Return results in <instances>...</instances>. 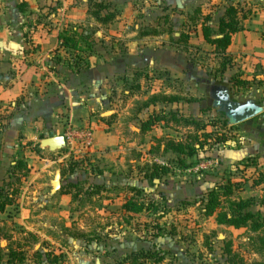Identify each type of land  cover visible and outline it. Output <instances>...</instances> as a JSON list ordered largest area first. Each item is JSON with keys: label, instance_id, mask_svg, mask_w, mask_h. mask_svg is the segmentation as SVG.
<instances>
[{"label": "crops", "instance_id": "crops-1", "mask_svg": "<svg viewBox=\"0 0 264 264\" xmlns=\"http://www.w3.org/2000/svg\"><path fill=\"white\" fill-rule=\"evenodd\" d=\"M92 1L96 0H0V109L9 103L14 112L12 119L1 120L0 169L4 164L7 167L12 164L20 130L24 131L26 140L31 141L36 135L25 131L32 127L44 129L46 134L60 128L61 123L65 127H92L93 147L87 152H75L72 157L88 156L82 160L90 158L89 167L96 169L93 174L104 178L98 184L108 189H119L117 179L121 175L119 165L122 166L123 147L132 151L134 146L147 142L146 136L152 130L159 128L163 132L179 126L168 122L166 127L164 122H160L142 133L141 122L149 115L161 112L172 111L177 116L183 115L177 109L180 104L193 103L185 100L173 103L155 101L149 106H142L151 95L164 93L184 97L175 92V84L182 78L186 60L181 57L180 47L169 41L170 33L178 35L174 29L182 12L193 24L191 27L196 40L214 57V62L206 65L208 72L212 73L207 79L227 85L231 94L238 93L244 99L252 98L257 103H260L259 99L264 100V0H97L106 5L99 17L111 16V20L105 23L97 21L91 14L89 3ZM234 4L238 7L241 29L231 35V42L224 53H216L215 47L203 39L200 26L203 23L215 32L226 8ZM206 17L207 20H204ZM71 30L79 37H85L86 41L79 39L77 49L59 47L60 33ZM215 36L221 35L214 34L212 37ZM196 51L197 48L194 50L195 57ZM225 60L229 63L223 66L221 73L218 69ZM199 69L200 65L194 64V70ZM156 70L166 75L165 82L168 83L165 85L159 80L160 86L154 89L152 83L157 79L150 72ZM11 98L14 99L10 101ZM17 99L18 102L15 101ZM23 111L29 115L28 118L19 117L18 113ZM106 112L111 113L105 116ZM210 127L215 126L208 124L205 131H209ZM261 144L252 143L241 135L216 144L204 154L209 153L205 155L207 159L219 160L216 168L247 170L251 163L256 165L258 156L263 155ZM174 157L177 158L176 155ZM125 160L131 168L139 162L133 156L125 157ZM256 166L254 172L264 170V156L260 166ZM189 168L180 169V173L188 172ZM139 170L138 166L127 175V179L134 177L132 180L135 181L130 185L138 189L117 191L115 194L118 197H114L106 208V204L102 207L94 205L95 215L91 219L85 218V214L75 218L73 225L82 231L80 233L84 237L67 240L73 246L70 250L63 249L55 241L64 242L61 238L67 236L72 223L65 218L64 224H61L65 234L60 230V239L52 238L57 226L49 218L46 221L39 219L43 213L40 203L31 208H21L22 212L15 214L8 212L13 205L6 206L0 212V227L6 230L18 222L29 233L43 235L51 243L58 244L72 264H118L134 251L153 250L162 255L166 251L165 239L158 232L149 230L154 224L149 214L146 211H126L122 205L129 198L143 201L146 199L144 196H151L157 201L173 199L177 192L173 193L174 189L170 188L172 183L166 189H146L149 181ZM214 175H219L217 169ZM160 180L154 183L156 188ZM249 181L250 189L262 193L263 184L255 185L251 179ZM187 190L200 198L207 191L197 188ZM68 198L70 194H61L64 200L58 205L61 211L71 205ZM168 201L167 213L175 205ZM161 206L164 204L156 212L161 210ZM262 208L258 205L254 210ZM36 211L40 214H35ZM79 211L78 208L74 213L79 214ZM212 224L223 227L216 223L214 216ZM225 227L230 231L246 232L245 228ZM0 235L3 233L0 232ZM15 238L13 235L12 239ZM204 248L207 250L206 246ZM170 253L172 263L171 260L165 263L163 257L159 264H185L175 256L173 245ZM192 256L190 254V258Z\"/></svg>", "mask_w": 264, "mask_h": 264}, {"label": "rangeland", "instance_id": "rangeland-1", "mask_svg": "<svg viewBox=\"0 0 264 264\" xmlns=\"http://www.w3.org/2000/svg\"><path fill=\"white\" fill-rule=\"evenodd\" d=\"M182 14L174 29L175 33L178 35L169 34V41L180 47L178 50L180 51L181 57L186 60V67L182 73V78L179 83L175 84V92L181 93L186 99L196 97L198 100L191 104L181 103L180 108L177 109L183 112V115L185 114L184 116L186 117L200 120L207 125L216 124L215 127L209 128V131L213 130V134L215 135H232L233 137H240L242 135L252 143H262L261 145L263 147L261 146V149L263 150V155L260 157L258 156L256 162V165L258 164L260 166L264 156V111L250 120L233 125L234 128L224 125L223 122L225 118L223 114L217 112L211 106L208 87H206L205 82L201 81L212 76V73L208 72L206 65L214 62L212 60L214 57H212V55L209 54L210 52L203 48L198 40H196V35L192 32L191 27L193 24L188 20V17L184 15L185 12H182ZM180 34L188 37L186 43L177 40ZM195 48H197V57L194 55ZM194 64L200 65V69L195 71ZM150 75L157 79L153 80L152 88L157 89L160 86L159 80L164 81V84L167 85L168 82H165L166 75L162 72L156 70L150 72ZM234 93L231 94L234 99L240 101L244 100L243 96ZM13 99L14 98H11L10 101ZM15 101L18 102V99ZM258 101L260 102L259 104L264 105L263 99H259ZM9 107L10 104L8 103L4 109H0V127L1 120L6 122L14 116L13 109ZM17 112L19 111H15V113ZM18 115L22 117V119L29 117L24 111L20 114L18 113ZM61 120L63 121L62 118ZM61 124V127L54 131L56 135H63L65 131V124ZM25 132L34 133L36 138L31 141L26 140V136L23 134L24 131L20 130L18 132V142L13 159H22L25 161L27 167L26 177H20V181L18 182L15 176L10 175L11 170L9 166L7 167L4 164L0 169V171H2L0 172V184L9 183V186L14 188L7 189L8 192L12 193L10 198L12 200L11 205H13V208H10L12 210L8 212L15 214L22 212L21 208H31L40 203L39 208L43 210V213H41L39 219L46 221L49 218L51 223L56 224L57 228L54 230V236H52V238L56 239H60V230L65 234V230L61 228V224H64L65 218L68 219V222L72 224L68 228L67 236L61 238L64 242L54 240L59 243L63 249L70 250V248L73 247L70 245V241L67 240L76 238L77 236L84 237V234L80 233L82 231L78 230L77 227L73 225L76 221L75 218L79 219L81 218L80 215L83 216L84 214L85 218H93L95 215L92 209L94 205L102 207V205L106 204L104 206V208H106V206L112 203L114 197H118V194H115L117 191L122 192L121 190L127 189V187L135 181L132 180L134 177L132 179H127V175H130V172H132L131 170H135L138 166L142 167L145 163H159L168 164L169 168L171 167V172L162 177L157 184V188L154 182H149L146 189H166L167 186L170 187V183H172L173 187L170 188L174 189L173 193L177 192V194L173 195L175 198L168 199L169 201L167 198L157 201L151 198V196H144L146 199L143 201L147 203L153 200V202H151L152 206H150L152 210L149 212L148 216L152 218L154 224H151L149 230L153 233L158 232L159 235L165 239L164 250L166 251H164L162 255L160 252L152 250L157 257H164L165 263H169L170 260L172 263L173 257L172 253H170V249L173 245L175 256L183 260L185 264H229L225 251V248L229 244L231 252L235 254L237 264H254L255 261L261 260V257L255 254L250 248L247 239V236L251 235L250 232L230 231L226 229L225 225H223V227L213 226L212 217H205L202 214L203 210L200 205H202L204 197L200 198L194 196L193 192L187 190L196 188L207 190L217 183H225L226 179L229 178L239 185V189L237 188L238 190L236 189L234 191V198L250 197L255 201L252 210L257 209L259 201L262 198V193L257 189H250L251 187L249 184V179H252L254 173H256V171L254 172V167L257 169L255 164L253 165L251 163V167L247 170L238 169L232 171L223 166L220 168L212 166L198 172L185 171L180 173V166L176 163L174 155L169 152H162V143H159L157 138L166 136L183 138L188 134L189 130L178 126L176 128L163 130L162 132L159 128H156L152 130L150 134H147V142L134 146L132 151L127 149L128 147L126 149L123 147L122 166L119 165L121 175L119 179H117L120 188L108 189L98 184L100 183L99 181L104 180V178L102 179L100 176H97V174H93L94 171L96 172V169L92 166L89 167L91 163L88 159L90 158H88L87 161L82 160L86 159L88 156L84 155L81 158L67 157L65 156L66 149L48 152L39 146V140L47 135L44 129L36 130L32 127V129H28ZM208 154L209 153L202 155L205 156ZM127 156H133L139 162H137V164L135 163V166L131 168V166H127L128 164L125 160ZM69 167H73L70 174L67 172ZM57 169L60 171V179L62 182L65 183L69 179H78L79 182H81L79 184V189H74L72 187L68 188L70 191V198H68V201L71 205L68 209L63 211H61L60 206H58L61 201H64L61 199V194L63 193L60 192V189L54 194L50 193L51 187L49 181L53 177L54 171ZM215 169H217L219 173L216 177H214ZM5 170L6 172L2 174ZM262 172H264V170H262ZM32 177L33 180L30 181ZM105 181H107L106 178ZM106 184L108 185L109 183L106 182ZM94 185L102 187L99 189V192L91 193L94 191ZM202 195L205 194L203 193ZM166 201L175 203L174 209L169 211V213L165 211ZM161 204H164V206H161V210L158 211L159 213L156 212V210L154 211V207L158 208ZM78 208L80 209V213H74ZM263 209L264 208H262V210ZM35 214H40V211H36ZM50 214H52V216ZM53 219L54 221H52ZM158 219L161 222H159ZM0 232L1 234L3 233V235H0V248L11 247L13 249H22L24 253V261L22 264H48L46 258L44 256L41 258V254L37 255V253L51 251H61L63 253L64 259H61L60 262L56 264H72L68 256L66 257L64 250L57 246L58 244L51 243L50 239L45 238L43 235L35 234V236L31 232L29 233L28 230L18 222L13 226H9L6 230L5 227H0ZM219 234H221L220 237H218ZM13 235L16 237L15 239H12ZM204 246H206L208 251ZM190 254H193L192 258H190ZM147 264H159V261L149 260Z\"/></svg>", "mask_w": 264, "mask_h": 264}, {"label": "trees", "instance_id": "trees-1", "mask_svg": "<svg viewBox=\"0 0 264 264\" xmlns=\"http://www.w3.org/2000/svg\"><path fill=\"white\" fill-rule=\"evenodd\" d=\"M105 8L106 5H104L101 1L96 0L89 3L91 14L97 21L102 23L111 20V16L108 14L99 17V13ZM204 20H207V17L204 18ZM240 29L241 26L239 24L238 7L235 4L229 5L226 8L224 16L218 21L217 30L215 32L209 26L203 25V23L200 26L203 39L208 44L215 47L214 50L216 53H224L231 42V35ZM214 34H219L221 36L213 38L212 36ZM79 39H82L84 42L86 41L85 37H79L73 30L69 33L67 31H63L59 35V47L77 49ZM187 39L188 37L181 34L180 37L177 38L178 41H184V43H186ZM226 63H229V61H223L222 67L218 69L221 73H223V66ZM234 83L237 84L239 82L234 81ZM180 100L195 102L198 99L193 97L186 99L184 97L161 93L158 95H151L142 103V106H149L150 104H154L155 101L173 103ZM160 122H164V126L166 127H168V122H174L177 125L189 130L188 134H186L182 139H175L170 136L159 139L157 138V141L162 143V152H170L176 155V163L182 170L191 167L200 160L207 159V156H203L202 154L211 150L216 144L223 143L233 137L232 135H215L213 134V130L205 131L207 124L201 122L200 120L186 117L182 114L177 116L176 113L172 111L149 115L147 119L141 122L140 131L144 133L150 130L152 126ZM223 123L225 126L234 128L233 126H229L227 124L226 119H224ZM210 125L216 126V124ZM190 158H195L197 161H188ZM243 165L245 166L246 164H242V166ZM9 168L11 170L10 175L15 176V179L18 182L20 181V177H26L27 167L25 161L22 159H13ZM170 168L164 164L146 163L144 166L140 167L139 171L143 172L144 178L148 179L149 182H153L154 179L160 180L163 176L170 173ZM72 169L73 167H69V169H67L68 174L71 173ZM251 180L255 185L263 184V189H261L262 198L260 199L258 205L264 206V172H257L253 175ZM61 183L60 192L70 194L68 188L72 187L74 189H79V184L81 182H79L78 179H69L65 183L62 181ZM9 185V183L0 184V212H2L6 206L12 204V200L10 198L12 193L8 192L7 189L14 188H11ZM238 186V184L228 178L225 183H217L213 187L208 188L202 201V214L205 217L214 216L217 224L230 226L234 229L245 228L246 231L250 232L251 235L247 236L250 248L255 254H258L261 257V260L255 261L254 264H264V210H252L255 201L250 197L234 198V191L238 188ZM101 188L102 187L94 185V191L91 193L99 192V189ZM127 189L134 190L138 188L129 185ZM151 202H153V200H151ZM151 202L147 203L146 201H138L133 198H129L123 203L122 207L126 211L133 213L146 211L149 214L152 210L150 207L152 206ZM156 209L157 208L154 207V211ZM225 251L229 264H237L235 254L231 252L229 244L225 248ZM40 254L41 258L43 256L46 258L48 264H56L60 262L61 259H64L61 251L37 253V255ZM161 259L162 258L157 257L155 252L152 250L134 251L127 254L118 264H144L149 260L160 261ZM23 261L24 253L22 249H13L11 247H5L3 249L0 248V264H22Z\"/></svg>", "mask_w": 264, "mask_h": 264}, {"label": "water", "instance_id": "water-1", "mask_svg": "<svg viewBox=\"0 0 264 264\" xmlns=\"http://www.w3.org/2000/svg\"><path fill=\"white\" fill-rule=\"evenodd\" d=\"M220 36H215L217 38ZM208 87V95L211 99V106L219 113H222L229 126H233L250 120L264 111V107L255 102L252 98L242 101L232 97L230 89L223 83H218L215 79L201 80ZM106 112L104 115H110ZM39 146L48 152L66 149V142L63 135H56L54 131L47 132L46 137L39 140ZM158 180H154L156 183ZM60 171H54L53 177L49 181L50 193L54 194L61 188Z\"/></svg>", "mask_w": 264, "mask_h": 264}, {"label": "built area", "instance_id": "built-area-1", "mask_svg": "<svg viewBox=\"0 0 264 264\" xmlns=\"http://www.w3.org/2000/svg\"><path fill=\"white\" fill-rule=\"evenodd\" d=\"M63 136L66 142L65 154L67 157H72L75 152H87L94 145V131L92 127L77 128L67 125ZM164 165L168 166V164ZM218 165L219 160L216 158L203 159L192 165L188 172H198L212 166L217 167Z\"/></svg>", "mask_w": 264, "mask_h": 264}]
</instances>
